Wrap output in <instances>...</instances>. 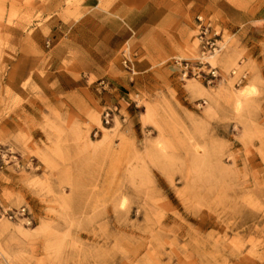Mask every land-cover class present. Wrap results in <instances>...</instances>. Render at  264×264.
<instances>
[{
    "label": "rangeland",
    "instance_id": "obj_1",
    "mask_svg": "<svg viewBox=\"0 0 264 264\" xmlns=\"http://www.w3.org/2000/svg\"><path fill=\"white\" fill-rule=\"evenodd\" d=\"M82 1L0 0V264H264V0Z\"/></svg>",
    "mask_w": 264,
    "mask_h": 264
},
{
    "label": "crops",
    "instance_id": "obj_2",
    "mask_svg": "<svg viewBox=\"0 0 264 264\" xmlns=\"http://www.w3.org/2000/svg\"><path fill=\"white\" fill-rule=\"evenodd\" d=\"M152 0H83L82 7L87 11L84 15L107 16L112 11L118 13L123 20H130L131 15L142 14ZM109 15V14H108Z\"/></svg>",
    "mask_w": 264,
    "mask_h": 264
},
{
    "label": "built area",
    "instance_id": "obj_3",
    "mask_svg": "<svg viewBox=\"0 0 264 264\" xmlns=\"http://www.w3.org/2000/svg\"><path fill=\"white\" fill-rule=\"evenodd\" d=\"M208 26H204V31L203 35L205 34V32L207 31ZM200 38L202 39V36H200ZM203 48L207 49V51H211L215 49V43L211 38H205L204 42H203ZM190 72L192 74H198L199 75V70H196V67H188V64L186 63L183 66V75H187V73ZM208 72H211L212 76H216L218 73L216 71H213L212 69H209ZM245 78V73H242L239 78H238V82L240 83L243 79ZM105 121L108 122V119L105 118ZM26 214V207L22 206L19 207L18 209L15 208H9V207H4L1 203H0V216H6L9 219H15L17 216H25ZM27 217V216H26Z\"/></svg>",
    "mask_w": 264,
    "mask_h": 264
}]
</instances>
